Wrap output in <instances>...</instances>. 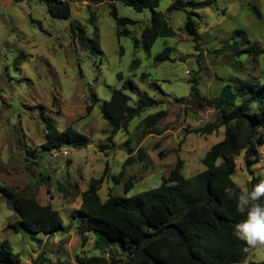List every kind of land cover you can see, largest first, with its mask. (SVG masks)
<instances>
[{
    "label": "rangeland",
    "instance_id": "rangeland-1",
    "mask_svg": "<svg viewBox=\"0 0 264 264\" xmlns=\"http://www.w3.org/2000/svg\"><path fill=\"white\" fill-rule=\"evenodd\" d=\"M109 2H114L119 15L136 21L129 25V35L117 36ZM168 4L169 0H162L156 9L165 13L176 35L156 38L145 51L135 45L134 38L149 25V9L137 11L120 0H74L69 17L55 18L39 0H0V187L34 193L41 204L57 208L63 225L68 226L64 231L32 238L0 191V241L10 242L13 253L18 254V264H32L40 253L47 258L42 264H78L76 254L101 252L94 248L93 230L88 232V241L81 243L78 227L83 220L76 209L81 204V191L92 178L102 176L106 163L108 175L98 190L101 199L109 191L129 197L159 185L177 159L182 160L185 177L201 171L206 151L222 138L223 127L208 135L188 131L212 121L215 111L197 109L187 80L196 74L201 93L210 99L219 92L233 73L232 59L213 50L228 45L236 28L244 29L251 42L264 47V0H216L212 6L195 10L202 51L195 49L186 32L185 12L167 11ZM252 5L258 8L259 17ZM166 46L172 48L174 59L155 61L154 56ZM135 59L140 63L132 67ZM249 62L246 70L253 61ZM250 71L264 81V54ZM119 72L122 80L117 78ZM141 72H148L149 78H140ZM126 79L132 80L138 91L162 98L164 103L133 117L127 131L119 130L109 140L111 125L103 118L100 106L112 88L120 87ZM129 95V103L134 104L136 94ZM90 103L93 108L87 114ZM160 108L168 112L157 125L161 133L142 135L144 118ZM47 122L60 130L72 125L88 137V144L82 148L65 145L67 155L45 152L39 145L45 141ZM127 140L134 152L141 147L145 154L143 160L126 166L115 183L112 176L122 170L128 156ZM105 143L109 146L100 150L99 144ZM32 148L38 149L36 157L27 152ZM260 150L261 158L253 167L258 173L264 171V145ZM129 177L133 184L125 192ZM232 178L242 189L247 188L249 172L242 151L236 156ZM113 249L111 245L101 253L111 256ZM116 250V264H122L124 253L118 247ZM247 251L241 264L264 261L259 250L248 246Z\"/></svg>",
    "mask_w": 264,
    "mask_h": 264
},
{
    "label": "trees",
    "instance_id": "trees-1",
    "mask_svg": "<svg viewBox=\"0 0 264 264\" xmlns=\"http://www.w3.org/2000/svg\"><path fill=\"white\" fill-rule=\"evenodd\" d=\"M15 2L21 0H12ZM44 2L50 16L67 18L71 15V2L74 0H39ZM101 3L104 0H87ZM123 4L137 11L149 9L150 23L142 28L140 37H135L136 46L149 51L158 37L176 35V30L169 24L164 12L157 10L162 0H120ZM216 0H169L167 11L185 12L186 32L191 36L195 49L202 51L199 23L194 18L195 10L212 6ZM109 14L115 21L117 36L130 34L129 25L136 21L119 15L114 2H109ZM253 13L259 17V10L252 5ZM231 42L214 49L217 55H225L232 59L233 73L221 86L219 92L208 98L201 93L199 78L194 74L187 80L190 85L189 95L196 103L197 109L206 107L215 111L212 121L188 131L208 135L223 127V136L206 151L202 162L204 169L185 177L181 173V159H177L168 175L156 187L133 194L129 197L113 194L110 191L105 199H101L98 190L108 175V164L99 178H92L86 189L80 193L81 204L77 212L82 217L78 227L82 244L88 241V232L94 233L95 249L105 252L111 245L115 249L103 254H76L78 264H116L115 251L118 247L123 251L125 260L122 264H241L247 257L248 245L233 235L234 225L244 217L236 210L234 198L226 195V190L242 189L232 178L236 169V156L242 151L243 161L249 172L246 182L251 189L263 177L254 171V165L261 158V147L264 145V81L251 73L258 63V57L264 54V47L249 40L244 29L236 28L231 32ZM225 49L228 52H225ZM172 48L164 47L154 56L155 61L173 60ZM247 57L242 59L241 57ZM200 54L197 62L200 63ZM253 61L250 70L245 63ZM139 59L132 62V67L139 65ZM251 63V62H249ZM148 72H141L140 78L148 79ZM249 78H248V77ZM119 80L122 73H117ZM248 78V79H246ZM154 87L158 83L152 81ZM130 93L136 94L134 104L129 103ZM163 94V92H161ZM96 98V96H94ZM180 99V98H179ZM162 98L150 96L137 90L130 79L123 80L120 87L111 90L110 97L102 101L100 112L110 125L108 139L119 131H127L130 120L151 107L161 106ZM93 104L86 105L88 114ZM168 112L164 108L148 114L144 118L142 135L160 134L157 125L165 119ZM88 137L76 130L72 125L58 129L53 122L46 123L45 141L39 146L45 152L60 149L65 145L82 148L88 144ZM128 156L122 170L113 175L118 183L126 166L143 160L144 150L138 147L134 152L125 142ZM109 144H99L104 150ZM38 149L27 152L36 157ZM163 155V151L159 152ZM132 177L124 185L127 192L132 187ZM1 193L8 204L19 216L18 223L32 238L36 234H51L64 231L61 213L51 203L41 204L34 193L15 191L2 186ZM264 203V201H262ZM106 247V249L104 248ZM108 248V250H107ZM47 260L42 253L32 264H42ZM19 257L13 253L7 239L0 241V264H18ZM249 264H264V261L250 260Z\"/></svg>",
    "mask_w": 264,
    "mask_h": 264
},
{
    "label": "clouds",
    "instance_id": "clouds-1",
    "mask_svg": "<svg viewBox=\"0 0 264 264\" xmlns=\"http://www.w3.org/2000/svg\"><path fill=\"white\" fill-rule=\"evenodd\" d=\"M258 175L264 176V171ZM226 195L234 198L237 212L244 217L234 225L233 235L250 248L264 253V179L251 189H227Z\"/></svg>",
    "mask_w": 264,
    "mask_h": 264
},
{
    "label": "built area",
    "instance_id": "built-area-1",
    "mask_svg": "<svg viewBox=\"0 0 264 264\" xmlns=\"http://www.w3.org/2000/svg\"><path fill=\"white\" fill-rule=\"evenodd\" d=\"M51 151H54L56 153H62L64 155H67L68 154V151L67 149H65L64 147L60 148V149H52Z\"/></svg>",
    "mask_w": 264,
    "mask_h": 264
}]
</instances>
